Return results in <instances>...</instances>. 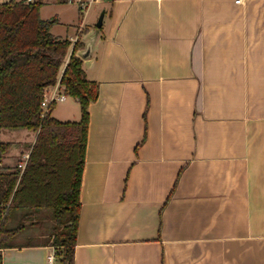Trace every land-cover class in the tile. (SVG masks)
Here are the masks:
<instances>
[{"label": "crops", "instance_id": "0c3cea01", "mask_svg": "<svg viewBox=\"0 0 264 264\" xmlns=\"http://www.w3.org/2000/svg\"><path fill=\"white\" fill-rule=\"evenodd\" d=\"M92 5L78 7L85 48L98 31L77 55L99 95L74 264H264V0H109L96 31ZM62 11L51 32L72 41ZM15 142L0 145V173L27 164ZM25 209L6 221L2 264L58 260L56 222L43 216L52 238L37 241Z\"/></svg>", "mask_w": 264, "mask_h": 264}, {"label": "trees", "instance_id": "16d2710c", "mask_svg": "<svg viewBox=\"0 0 264 264\" xmlns=\"http://www.w3.org/2000/svg\"><path fill=\"white\" fill-rule=\"evenodd\" d=\"M42 5L41 0L0 3V127L38 132L23 174L21 169L0 173V205H9L5 216L0 213V248L10 247L15 234L6 222L14 217L10 215L11 208L45 202L53 209L56 222L53 245L59 249L58 260L61 264H74L89 106L98 99L99 85L88 80L83 59L77 55L85 48L84 43L77 41L73 45L68 38H56L51 29L58 19H42ZM59 81L65 93L78 100L80 121L62 122L54 118V106L42 116L43 90ZM42 138L47 139V146L41 151L48 165L55 167L49 174L48 165L45 167L35 155ZM9 145L2 144L1 148ZM25 183L35 191L29 201L21 198L27 191ZM42 190L46 193L44 198L38 193Z\"/></svg>", "mask_w": 264, "mask_h": 264}, {"label": "rangeland", "instance_id": "374dc122", "mask_svg": "<svg viewBox=\"0 0 264 264\" xmlns=\"http://www.w3.org/2000/svg\"><path fill=\"white\" fill-rule=\"evenodd\" d=\"M17 1L22 2L26 0H17ZM108 1L109 0H101V3H94L92 5L88 20L86 21V25H89V27L92 30L96 31L97 29H99L97 27V23L103 13V9L107 6ZM3 2L4 0H0V3H3ZM43 2L46 4L44 5L46 7L40 10L41 12L39 14H41L40 15L41 18L44 17V18L51 19V17H54L55 13L58 11L59 8L64 9V12L62 11V13H64V18H63L64 24H60V25H63L64 27V28L62 27L64 29V33L67 36L68 35L73 36V37L79 36V33L81 30L79 32L78 30H79V26H80L83 16L78 12V6H77L76 1L74 3H71L69 0H43ZM56 5H62V6L58 7ZM84 34H85L84 36L85 40H88L89 35H87L86 33ZM61 36H64V35H61ZM68 99L69 100L67 102H63V103L57 102V104L52 108V116L62 122H74L75 121L73 120L74 112H72V111L76 112L75 103H74L75 98L70 97ZM80 111H81V107L80 105H77L78 116L76 117V121L80 117L79 116V114L81 113ZM0 128H1L0 129V145L8 144L9 142L11 141L14 142V140H16L15 144L17 146H24L26 147V149L30 148V152H32L34 146L36 145L38 141V132L29 130L27 128H17L15 130L4 128V127H0ZM37 146H38L37 153L35 155L38 157L37 159H39V162L43 163L46 167L49 163L44 157L41 150H43L44 147L47 146V139H44V138L40 139ZM51 168L55 169V167L51 166V164L47 166L48 174ZM23 171L24 170L21 169L22 174H23ZM24 186L27 189V191L23 192L22 194H25L29 197L33 196L35 191H32L30 189L31 185L29 183H25ZM18 211H19V207L13 206L10 210V215L13 216V214L18 213ZM25 212L28 214V216L26 217V224H27V228H29V230L26 233H29L35 238H38L37 241L50 239L51 231L47 228V226H45L49 222H46V220L44 222L43 216L47 219V221L48 220L54 221V217H52L53 209L50 208L47 203L43 202L39 206H34V207H31L29 204L26 207ZM12 219H14V217H12ZM41 223H43L44 225L42 226ZM44 234L50 235V237L41 239L40 237H42V235ZM17 242H20V238H17V240L14 239V243H17ZM56 250H59V249H56Z\"/></svg>", "mask_w": 264, "mask_h": 264}, {"label": "built area", "instance_id": "2783aa9c", "mask_svg": "<svg viewBox=\"0 0 264 264\" xmlns=\"http://www.w3.org/2000/svg\"><path fill=\"white\" fill-rule=\"evenodd\" d=\"M31 1V0H29ZM71 2L77 3L79 10L81 14H85V12L88 10L90 5L93 3L99 1V0H70ZM244 0H235L237 4H241ZM79 41V37H76L74 40H72L73 45ZM68 98V95L65 93L62 85L60 84V81L57 84L49 85L44 88L43 90V100L41 102V106L43 108V114L42 116H46L51 108L57 104V102H64ZM28 159V158H27ZM25 165H22L23 169L25 168ZM9 209V205H0V211L2 212V216H5ZM3 249L0 248V255H2ZM48 262L49 264H60V262L56 258V254L52 253L48 255Z\"/></svg>", "mask_w": 264, "mask_h": 264}, {"label": "water", "instance_id": "95a60500", "mask_svg": "<svg viewBox=\"0 0 264 264\" xmlns=\"http://www.w3.org/2000/svg\"><path fill=\"white\" fill-rule=\"evenodd\" d=\"M103 21H104V13L101 15L98 23H97V27L98 28H101L102 25H103ZM97 33L98 31L96 32V34H94L92 37H91V40L90 42L87 44L86 48L80 53L81 57L82 58H88L90 55H91V52H92V45L94 43V39L96 38L97 36ZM0 123H1V119H0Z\"/></svg>", "mask_w": 264, "mask_h": 264}]
</instances>
